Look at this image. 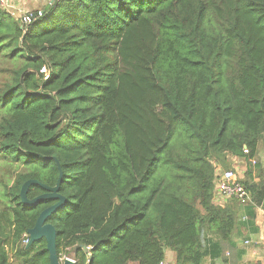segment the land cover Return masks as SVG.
Segmentation results:
<instances>
[{"label": "trees", "instance_id": "trees-1", "mask_svg": "<svg viewBox=\"0 0 264 264\" xmlns=\"http://www.w3.org/2000/svg\"><path fill=\"white\" fill-rule=\"evenodd\" d=\"M11 48L14 68L0 71V264H50L45 239L25 240L57 201L27 207L21 189L54 188L58 163L67 205L47 223L75 264H161L167 251L203 264L212 238L234 251V236L257 233L264 0H60L27 30L0 9V52ZM232 158L252 200L222 208L216 169ZM47 192L33 185L28 198Z\"/></svg>", "mask_w": 264, "mask_h": 264}, {"label": "crops", "instance_id": "crops-1", "mask_svg": "<svg viewBox=\"0 0 264 264\" xmlns=\"http://www.w3.org/2000/svg\"><path fill=\"white\" fill-rule=\"evenodd\" d=\"M52 1L53 0H13V6L16 12L26 11L36 13L39 10H46L47 7H51L50 4ZM256 160L264 169V144H260ZM240 177L242 180H246L245 163L244 170L240 173ZM256 182L258 183V179H256ZM253 199L254 204L257 206L255 219L257 233L248 230V235L243 234L234 236L233 242L230 244V247L234 251H230L229 248H224L227 245L226 243H220L217 238H212L211 240L214 243L210 242L207 246L209 250L215 249V257H207L203 264H264V187L261 188L260 195L255 194ZM213 203L218 207L224 208L230 205L232 200H214ZM243 217L244 220L247 219V215ZM246 239H251L255 244L248 248L245 247L243 241ZM217 255L219 256L217 257ZM224 259H227L228 263H225ZM166 262L168 264H175L173 252L167 251Z\"/></svg>", "mask_w": 264, "mask_h": 264}, {"label": "built area", "instance_id": "built-area-1", "mask_svg": "<svg viewBox=\"0 0 264 264\" xmlns=\"http://www.w3.org/2000/svg\"><path fill=\"white\" fill-rule=\"evenodd\" d=\"M53 0L50 4L51 6L54 4ZM0 9L9 12L13 17L18 19L25 30L27 27L36 22L38 19L42 18L45 14L44 10H39L36 13L26 12V11H18L13 6V0H0ZM41 74L45 76V80L49 78V71L46 68L41 70ZM239 160L236 158H232L233 166L237 164ZM243 162V161H242ZM253 163H256L254 160ZM239 168L235 165L232 169L226 170L222 167L218 166L216 169V178L214 181V200H223L229 201L232 199L238 200L242 204H247L252 200V194L247 188L241 183ZM239 174V177H238ZM28 239L25 240V244L27 245L29 242ZM255 243L251 239H247L243 241V245L245 247H250ZM71 257L64 256L61 258L62 262ZM73 259V258H71ZM161 264H168L166 261Z\"/></svg>", "mask_w": 264, "mask_h": 264}, {"label": "water", "instance_id": "water-1", "mask_svg": "<svg viewBox=\"0 0 264 264\" xmlns=\"http://www.w3.org/2000/svg\"><path fill=\"white\" fill-rule=\"evenodd\" d=\"M50 7H47L44 12H48ZM60 176L57 182V185L54 188L47 187L43 183L38 180H29L27 181L21 189V200L22 203L30 208L37 206L40 202L45 200H55L57 201L56 204L50 206L49 208L45 209L39 216L36 225L34 228L29 230V242L27 247H30L33 243L38 242L42 239H45L47 242V250L50 255V264H75V261L71 258L66 259L62 262L61 258L57 252V230L54 225L47 223L48 219L57 211L64 208L67 205V199L63 195L60 194V185L63 178V172L61 169L60 164L58 163ZM33 185H40L45 188L48 192L43 194L35 199L28 198V191ZM89 253V249L80 246ZM76 250V249H75Z\"/></svg>", "mask_w": 264, "mask_h": 264}, {"label": "rangeland", "instance_id": "rangeland-1", "mask_svg": "<svg viewBox=\"0 0 264 264\" xmlns=\"http://www.w3.org/2000/svg\"><path fill=\"white\" fill-rule=\"evenodd\" d=\"M5 29L6 30H8L9 29V26L8 25H6L5 26ZM14 40H16V39H14ZM12 51V48L11 49H9V50H3V51H1L0 52V71L1 70H12L13 68H14V65L13 64H11V63H9L6 59H5V55H7L8 53H10ZM4 77H5V75H3V74H1L0 73V85L2 84V83H4ZM243 162L241 161V160H239L238 162H237V164H235L239 169V172L241 173L243 170H244V163L242 164ZM235 165L234 166H232V168L233 167H235ZM231 168V169H232ZM243 169V170H242ZM238 177H239V174H238Z\"/></svg>", "mask_w": 264, "mask_h": 264}]
</instances>
